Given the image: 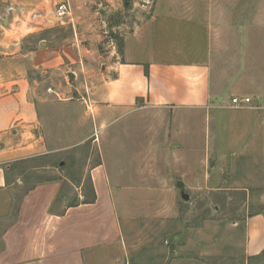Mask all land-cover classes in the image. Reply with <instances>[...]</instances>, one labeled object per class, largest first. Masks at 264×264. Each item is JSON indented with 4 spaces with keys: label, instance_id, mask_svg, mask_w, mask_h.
<instances>
[{
    "label": "rangeland",
    "instance_id": "374dc122",
    "mask_svg": "<svg viewBox=\"0 0 264 264\" xmlns=\"http://www.w3.org/2000/svg\"><path fill=\"white\" fill-rule=\"evenodd\" d=\"M68 2L64 21L56 17L63 0H0V9L16 19L17 39L37 28L41 31L30 42L51 48L76 45L84 52L81 69L90 74H81L76 85L123 59L127 38L151 35L159 50L207 46L215 90L226 100L216 99L206 110L136 118L157 121L156 128L132 133V141L141 136L144 142L156 141L135 149L153 151L157 160L128 163L135 165L131 170L145 173L143 182L157 173V190L122 193L126 264H264V254L252 258L246 252L247 223L264 215V102L250 93L264 87V0ZM67 69L78 70L71 64ZM72 81L63 78L65 87ZM248 96L254 97L252 106H232L234 98ZM56 115L47 127L53 154L13 167L9 179L15 185L0 192V249L20 200L35 185L65 182L56 211L79 203L80 194L87 202L93 197L91 170L102 161L101 131L78 109L57 104ZM130 145L124 154H130ZM119 147L126 146L115 150Z\"/></svg>",
    "mask_w": 264,
    "mask_h": 264
},
{
    "label": "crops",
    "instance_id": "0c3cea01",
    "mask_svg": "<svg viewBox=\"0 0 264 264\" xmlns=\"http://www.w3.org/2000/svg\"><path fill=\"white\" fill-rule=\"evenodd\" d=\"M8 12L0 9V192L15 185L9 179L13 167L53 154L47 127L52 114L57 121V104L78 109L91 127L101 131L102 161L91 170L95 203L80 194L79 203L56 211L65 184L57 180L39 183L24 194L3 233L0 264H126L122 193L157 190V173L150 174L152 181L143 182L145 173L131 170L135 165L128 163L136 158L157 160L153 151L135 149L142 142L156 141L144 142L142 136L132 141L136 129L156 128L157 121L136 118L143 113L206 110L216 99L226 102L215 90L212 53L207 46L159 50L151 35L131 37L125 41L123 59L76 85L81 74H90L81 69L84 52L76 45L51 48L42 41L30 42L41 31L37 28L17 39L16 19ZM70 64L78 70H68ZM70 74L75 78L65 87L63 78ZM259 92L250 93L264 102V87ZM116 145L126 147L115 150ZM246 252L252 258L264 254L263 214L247 223Z\"/></svg>",
    "mask_w": 264,
    "mask_h": 264
},
{
    "label": "built area",
    "instance_id": "2783aa9c",
    "mask_svg": "<svg viewBox=\"0 0 264 264\" xmlns=\"http://www.w3.org/2000/svg\"><path fill=\"white\" fill-rule=\"evenodd\" d=\"M69 2L68 0H63V3L61 4H58L57 5V13H56V17L59 21H64V19H66L68 16H69ZM49 93H52V89H49L48 90ZM58 98H60V95L59 94H56ZM232 106L234 108H247L249 106H252L253 105V99L252 98H234L232 100Z\"/></svg>",
    "mask_w": 264,
    "mask_h": 264
},
{
    "label": "trees",
    "instance_id": "16d2710c",
    "mask_svg": "<svg viewBox=\"0 0 264 264\" xmlns=\"http://www.w3.org/2000/svg\"><path fill=\"white\" fill-rule=\"evenodd\" d=\"M92 194H93V197H92L91 201H89V202L95 203V201H96V193H95V190L93 188H92Z\"/></svg>",
    "mask_w": 264,
    "mask_h": 264
},
{
    "label": "water",
    "instance_id": "95a60500",
    "mask_svg": "<svg viewBox=\"0 0 264 264\" xmlns=\"http://www.w3.org/2000/svg\"><path fill=\"white\" fill-rule=\"evenodd\" d=\"M69 77H70L71 80H74V78H75L74 74H70ZM180 186H182V184H180Z\"/></svg>",
    "mask_w": 264,
    "mask_h": 264
}]
</instances>
